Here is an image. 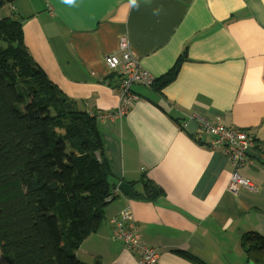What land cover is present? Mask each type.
<instances>
[{
	"label": "crops",
	"instance_id": "crops-1",
	"mask_svg": "<svg viewBox=\"0 0 264 264\" xmlns=\"http://www.w3.org/2000/svg\"><path fill=\"white\" fill-rule=\"evenodd\" d=\"M1 14L23 21L33 58L89 113L121 103L119 74L105 58L121 53L123 37L155 78L187 52L162 90L134 84L138 98L121 120L97 119L112 183L129 182L135 194L118 189L77 250L80 261L138 264L113 238L112 219L131 206L158 264H252L244 235L264 236V154L240 170L257 190L232 191L231 162L185 123L198 112L264 143V0H12ZM148 180L161 190L154 200L145 197ZM0 264H8L1 249Z\"/></svg>",
	"mask_w": 264,
	"mask_h": 264
},
{
	"label": "trees",
	"instance_id": "trees-1",
	"mask_svg": "<svg viewBox=\"0 0 264 264\" xmlns=\"http://www.w3.org/2000/svg\"><path fill=\"white\" fill-rule=\"evenodd\" d=\"M11 1L0 0V249L8 264H88L77 250L118 195L100 112L80 109L36 62L23 21L1 14ZM186 58L185 50L152 87L174 81ZM144 184L156 199L161 190ZM244 237L249 261L264 264V236Z\"/></svg>",
	"mask_w": 264,
	"mask_h": 264
},
{
	"label": "built area",
	"instance_id": "built-area-1",
	"mask_svg": "<svg viewBox=\"0 0 264 264\" xmlns=\"http://www.w3.org/2000/svg\"><path fill=\"white\" fill-rule=\"evenodd\" d=\"M120 52L112 53L105 58V63L109 71L118 72L117 91L121 97V103L115 113L100 112L97 117L101 120H114L115 114H126L138 96L132 91L134 84L152 87L155 82L153 76L145 69L139 58L131 51L126 37L120 41ZM95 115V114H93ZM104 116L106 119H103ZM199 129L211 137L210 148L221 150L234 167L230 187L233 191L246 188L256 191L257 186L240 173V170L247 164L253 163L246 150L252 148L264 153V143L259 142L251 132L227 126L219 118L209 119L202 114L197 116ZM199 129L197 131H199ZM117 191H119L117 189ZM115 227L113 238L122 241L129 250L138 255V264H158L160 253L157 248L149 246L143 239L139 226L134 217L131 206L125 208L118 216L112 219Z\"/></svg>",
	"mask_w": 264,
	"mask_h": 264
},
{
	"label": "water",
	"instance_id": "water-1",
	"mask_svg": "<svg viewBox=\"0 0 264 264\" xmlns=\"http://www.w3.org/2000/svg\"><path fill=\"white\" fill-rule=\"evenodd\" d=\"M185 128L187 132H189V134L194 135L195 133H197V130L199 129V124L197 121L192 120L187 124ZM247 152L250 156L254 157L255 159H258V160L262 159V154L258 150L248 148ZM97 156L99 160L101 161L102 160L101 152H97ZM118 189L127 196H134L135 194L133 185L126 181L120 182L118 184ZM110 201L111 200H108L107 202L109 203ZM251 263L253 264L254 262L252 261Z\"/></svg>",
	"mask_w": 264,
	"mask_h": 264
},
{
	"label": "rangeland",
	"instance_id": "rangeland-1",
	"mask_svg": "<svg viewBox=\"0 0 264 264\" xmlns=\"http://www.w3.org/2000/svg\"><path fill=\"white\" fill-rule=\"evenodd\" d=\"M3 13H5V11H2ZM118 110V107L116 108V109H114V110H110V112H108V113H115L116 111ZM106 112H104V114H105ZM198 115H200L198 112H193L192 114H190L189 116H188V121L185 123V126H187V124L190 122V121H192V120H195V121H197L198 122V124H199V121H198V119H197V116ZM124 117V114H121V115H117V114H115V116L113 117L114 118V120H121L122 118ZM103 119H106V117L104 116V118ZM199 131H200V129H199ZM198 131V132H199ZM112 178V177H111ZM231 178H232V173H231V177H230V181H229V189L230 190H232L231 189V187H230V183H231ZM233 191V190H232Z\"/></svg>",
	"mask_w": 264,
	"mask_h": 264
},
{
	"label": "bare ground",
	"instance_id": "bare-ground-1",
	"mask_svg": "<svg viewBox=\"0 0 264 264\" xmlns=\"http://www.w3.org/2000/svg\"><path fill=\"white\" fill-rule=\"evenodd\" d=\"M158 78H160V77H158ZM155 80H156V78H155ZM96 117H97V116H96ZM97 118H98V117H97ZM247 150H248V149H247ZM247 150H246V153H248Z\"/></svg>",
	"mask_w": 264,
	"mask_h": 264
}]
</instances>
